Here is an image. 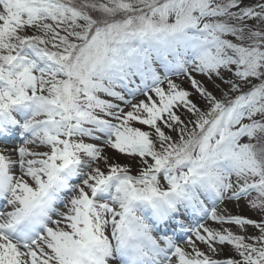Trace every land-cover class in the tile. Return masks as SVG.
Instances as JSON below:
<instances>
[{
    "label": "snow or ice",
    "instance_id": "1",
    "mask_svg": "<svg viewBox=\"0 0 264 264\" xmlns=\"http://www.w3.org/2000/svg\"><path fill=\"white\" fill-rule=\"evenodd\" d=\"M0 264H264V0H0Z\"/></svg>",
    "mask_w": 264,
    "mask_h": 264
},
{
    "label": "rangeland",
    "instance_id": "2",
    "mask_svg": "<svg viewBox=\"0 0 264 264\" xmlns=\"http://www.w3.org/2000/svg\"><path fill=\"white\" fill-rule=\"evenodd\" d=\"M185 87H187V84H185ZM235 212H240L241 214H244V215H247L249 217H252V218H256L255 214L253 212H249L247 211L246 209H234ZM249 232H252L251 229H249ZM230 252L229 250L226 248L225 249V253L224 255H229Z\"/></svg>",
    "mask_w": 264,
    "mask_h": 264
}]
</instances>
